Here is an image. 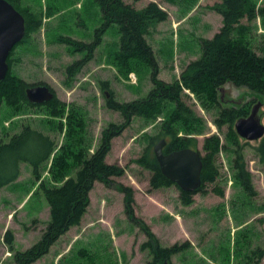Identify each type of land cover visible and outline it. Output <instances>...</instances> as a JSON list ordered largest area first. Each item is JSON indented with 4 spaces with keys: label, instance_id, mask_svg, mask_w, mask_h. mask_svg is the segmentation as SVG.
<instances>
[{
    "label": "rangeland",
    "instance_id": "1",
    "mask_svg": "<svg viewBox=\"0 0 264 264\" xmlns=\"http://www.w3.org/2000/svg\"><path fill=\"white\" fill-rule=\"evenodd\" d=\"M123 1L136 8L155 1L167 11V20L147 35L158 63L157 77L166 82L178 78L186 64L199 56L200 38L212 37L222 24L220 14L212 9L219 0ZM255 1L257 5L264 3ZM20 5L41 16L42 24L29 33L26 41L15 45L10 71L28 83H46L65 105L61 115L52 116L45 105L22 104L18 111H13L1 102L0 139L9 138L25 124L54 138L56 149L40 169L41 180L50 184L57 182L52 163L58 148L71 139L66 134L68 115L76 113L79 117L82 145L85 154H91L99 146L103 129L124 119L120 112L107 107V99L129 102L145 97L152 88L151 69L139 66L125 71L127 68L116 59L119 32L113 23L90 60L69 78L67 66L86 55L77 50L76 43L92 42L102 23L96 0H20ZM240 25L249 28L247 32L241 31L248 45L263 54L264 17L251 21L242 18ZM222 92V106L250 101L249 113L258 100L247 87L231 83L223 85ZM185 93V102L194 111L196 121L187 122L186 127L178 126V134L196 137L201 154L204 138L213 133L228 147L218 155L216 182L207 184L206 192L193 194L189 205L181 202L176 184L151 188V172L139 161L145 155L154 156V144L165 137V115L174 105L167 103L156 116H133L129 125L111 139L105 156L108 163L120 165L123 173L113 177L112 186L95 181L81 223L70 227L46 254L30 264H150L151 252L140 248L147 235L125 213L124 193L116 183L132 189L136 219L149 226L161 246L187 243L186 248L171 256L172 264H264V255H258L264 249V163L256 152L259 142L243 140L237 133L236 139L231 138L228 124L218 128L214 123L217 107L205 108L192 92ZM259 112L264 124V103ZM236 152L242 153L252 174L253 195L235 180ZM19 167V176L0 188V264H16L14 250H24L35 243L49 220L48 204L29 163L21 162ZM77 168L73 165L66 169V174H73ZM216 185L224 189L223 196L212 192ZM8 229L13 235L11 251L4 242Z\"/></svg>",
    "mask_w": 264,
    "mask_h": 264
},
{
    "label": "trees",
    "instance_id": "2",
    "mask_svg": "<svg viewBox=\"0 0 264 264\" xmlns=\"http://www.w3.org/2000/svg\"><path fill=\"white\" fill-rule=\"evenodd\" d=\"M8 1L25 19V36L17 43L18 45L26 41L31 31L41 27L42 17L37 13L26 11V8L21 7L20 0ZM96 2L101 9L102 23L95 30V38L92 42L76 43L77 50L85 51L86 55L67 66V76L72 78L90 60L94 49L101 42L102 35L110 25L115 23L119 32L116 59L123 67L127 68L125 71L139 66L149 67L152 88L145 97L129 102H119L113 98L107 99V107L120 112L124 119L119 124L109 123L103 129L99 146L89 155L85 154L82 137L79 135V117L75 116L76 113L68 115L66 134L71 139L58 148L53 159V178L57 181L55 183L47 184L41 180L40 173L42 165L49 159L57 145L55 139L48 133L36 129L30 124H25L9 138L0 139V188L13 182L20 174V163L27 162L30 165L33 178L39 181L38 188L42 190L49 207V220L42 230L40 238L24 250H14L13 258L16 264L32 263L46 254L51 245L70 227L81 223L89 205V193L95 181L112 186L113 177L123 173V168L120 165L108 163L105 156L110 150L111 139L129 125L133 116H156L164 111L167 103H173V108L165 115L162 127L165 131L163 138L166 139L163 152L168 153L183 147L197 148L196 137L178 134V126L186 127L187 122L196 121L194 111L185 102L186 90L192 92L205 108H218L214 123L218 128L225 123L228 124V134L233 139H236L237 135L235 130H232V124L234 127L237 118L248 115L250 101L244 100L235 106H222V102H224L223 85L231 83L235 86L247 87L258 98L257 101L264 103V53L258 54L248 45L246 36L244 37L241 31L247 32L249 28L240 25L242 18L251 21L258 16L264 17V3L257 5L255 0H219L216 2L212 9L221 16L220 28L212 37L200 38L199 56L186 64L178 78L166 82L157 77L158 63L154 50L147 40V35L158 23L167 20V11L155 1H149L141 8H136L123 0H96ZM69 42L67 41V43ZM15 47L7 57L9 68L4 79L0 82V103L4 101L12 107L13 111H18L22 104L32 107L45 105L49 108L50 115H61L65 104L59 101L56 96L44 104L35 105L28 102L25 88L38 83H28L11 73L10 57ZM72 138L75 141H72ZM258 142L256 152L259 161L264 163V136ZM227 148V145L216 133L204 138L202 142L203 154H201L202 183L198 189L192 192L179 189L180 200L183 204H191L193 194L206 192V185L216 182L219 175L218 155L221 150ZM139 162L151 172L149 177L151 188L175 184L162 174L155 156L145 155ZM73 165H78L77 170L73 174L69 172L67 175L66 169L70 170ZM233 169L235 180L249 194L253 195L255 192L252 174L246 168L243 155L240 152H236V157L233 159ZM116 187L124 193L125 213L132 221L137 222L147 235V240L141 244L140 248L151 252L150 264H172L171 256L186 248L187 243L161 246L149 226L142 220L136 219L133 212L132 189L121 183H116ZM212 192L219 196L224 195V189L218 185L212 189ZM4 242L10 251L14 249L13 235L9 229L4 234ZM258 255H264V249L260 250Z\"/></svg>",
    "mask_w": 264,
    "mask_h": 264
},
{
    "label": "water",
    "instance_id": "3",
    "mask_svg": "<svg viewBox=\"0 0 264 264\" xmlns=\"http://www.w3.org/2000/svg\"><path fill=\"white\" fill-rule=\"evenodd\" d=\"M25 32L24 16L8 0H0V82L9 68L7 57L15 44L24 38ZM25 96L29 103L44 104L54 98L55 92L47 84H33L25 88ZM261 106V101H257L247 116L235 120L234 130L241 139L258 141L264 136V124L259 112ZM165 144L166 139L161 138L153 147L162 174L183 191L198 189L202 183L199 149L183 147L164 153Z\"/></svg>",
    "mask_w": 264,
    "mask_h": 264
},
{
    "label": "flooded vegetation",
    "instance_id": "4",
    "mask_svg": "<svg viewBox=\"0 0 264 264\" xmlns=\"http://www.w3.org/2000/svg\"><path fill=\"white\" fill-rule=\"evenodd\" d=\"M38 84H44V83H38ZM34 85H35V84H34ZM50 88H51V87H50ZM51 90L54 92V90H53L52 88H51ZM55 96H56V94H55ZM55 96H54V97H55Z\"/></svg>",
    "mask_w": 264,
    "mask_h": 264
}]
</instances>
